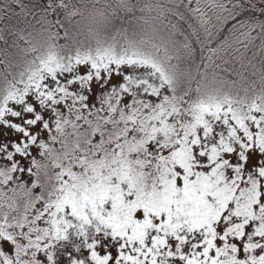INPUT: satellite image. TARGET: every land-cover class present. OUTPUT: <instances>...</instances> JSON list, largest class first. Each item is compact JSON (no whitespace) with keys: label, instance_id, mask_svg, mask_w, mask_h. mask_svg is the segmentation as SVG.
Wrapping results in <instances>:
<instances>
[{"label":"snow or ice","instance_id":"snow-or-ice-1","mask_svg":"<svg viewBox=\"0 0 264 264\" xmlns=\"http://www.w3.org/2000/svg\"><path fill=\"white\" fill-rule=\"evenodd\" d=\"M129 8L0 0V264H264V94L185 111L174 93L189 73L165 37L122 52L98 37ZM73 25L95 47L57 44ZM110 90L93 119L90 101ZM13 143L23 154L9 160Z\"/></svg>","mask_w":264,"mask_h":264},{"label":"trees","instance_id":"trees-1","mask_svg":"<svg viewBox=\"0 0 264 264\" xmlns=\"http://www.w3.org/2000/svg\"><path fill=\"white\" fill-rule=\"evenodd\" d=\"M100 4L110 7L112 0H100ZM96 31L118 52L149 34L165 37L174 49L169 63L180 73H189L179 77L174 93L185 111L210 97L251 102L264 94V0H130L128 11L118 12L111 24L97 25ZM232 37H239L240 43L221 51L224 41ZM89 39L87 29L73 25L67 38L60 30L56 43L77 41L95 47ZM213 73L223 81L218 92L211 81ZM166 95L172 96V90ZM53 138L38 140L41 151L36 161L51 146L46 141ZM32 188L39 193V187Z\"/></svg>","mask_w":264,"mask_h":264},{"label":"rangeland","instance_id":"rangeland-1","mask_svg":"<svg viewBox=\"0 0 264 264\" xmlns=\"http://www.w3.org/2000/svg\"><path fill=\"white\" fill-rule=\"evenodd\" d=\"M125 86L126 85L124 83H120L119 84V87L120 88H124ZM68 96L71 99L72 104L66 105V107H71L72 105H76L78 107L79 105H78L77 102L81 99V97H79V96H75L74 97L70 91L68 93ZM110 96H111V90L109 92H107V93H104L103 95L97 94L95 96L94 100L93 101H90V104L91 103H94L95 106H96L93 109V118H95V112L101 111L102 109H103V111L105 113V116H107V111H108L107 105L109 103V97ZM61 99H63V97ZM74 114H76V113H73V115ZM58 120H59V116L56 117V120L52 121V127H53V129H55L56 127L59 126L57 124V121ZM35 123L36 122L33 121V124H35ZM30 140L31 141H37L36 138H32V137L30 138ZM12 147L15 148V152H13V151H9L8 152V159L9 160H13L14 157L17 156V154H20V155L23 154L22 149L19 148V147H16L15 143H13ZM24 147H28V145L25 144ZM35 147L37 149H39V153H40V151H41V144H40V142L37 141ZM0 151H2V149H0ZM30 154H31V149H30ZM38 156H39V154L35 156L34 160L33 159L25 158V159L28 160V166H34V163L38 159ZM19 163H20V161L18 159L15 160V164H19ZM13 174H15V172H14V166L12 168H9V175H13ZM3 175H4V170L3 169H0V180H2ZM8 239H12V237L11 236H8ZM0 255H2V253H0Z\"/></svg>","mask_w":264,"mask_h":264}]
</instances>
